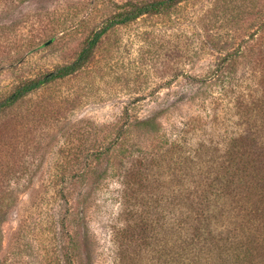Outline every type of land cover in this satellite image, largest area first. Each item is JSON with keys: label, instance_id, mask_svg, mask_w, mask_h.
<instances>
[{"label": "rangeland", "instance_id": "obj_1", "mask_svg": "<svg viewBox=\"0 0 264 264\" xmlns=\"http://www.w3.org/2000/svg\"><path fill=\"white\" fill-rule=\"evenodd\" d=\"M126 1L0 0V100ZM249 242L264 264V0L114 27L0 113V264H206Z\"/></svg>", "mask_w": 264, "mask_h": 264}, {"label": "trees", "instance_id": "obj_2", "mask_svg": "<svg viewBox=\"0 0 264 264\" xmlns=\"http://www.w3.org/2000/svg\"><path fill=\"white\" fill-rule=\"evenodd\" d=\"M183 0H152V1H133L129 0L124 2L119 6V11L115 12L107 21L95 29L92 34L87 38L84 43V46L77 58L69 63L57 67L56 69L44 74L42 77L26 81L20 84L16 89L10 93L7 97L0 100V113L10 107L16 105L21 99L26 97L31 92L40 89L41 87L48 85L59 79L69 77L80 69H82L91 59L94 54V50L102 41L103 37L114 27L125 25L131 23L135 20H138L144 15L159 14L162 11H165L169 8H172L179 4ZM233 59L232 57H225L223 59L222 65L225 66V62ZM242 154H239L240 157ZM235 162V160H234ZM220 249V248H219ZM222 248L217 251V253H207L205 258L206 264H212L211 261L216 255V260L213 261L214 264H253L252 260H255L253 257L254 249L252 242H249V245L241 252L236 253L235 255L226 256L221 253ZM199 257V254H198ZM200 258V257H199ZM202 260V258H200ZM193 264V263H190ZM258 264V263H256Z\"/></svg>", "mask_w": 264, "mask_h": 264}, {"label": "water", "instance_id": "obj_3", "mask_svg": "<svg viewBox=\"0 0 264 264\" xmlns=\"http://www.w3.org/2000/svg\"><path fill=\"white\" fill-rule=\"evenodd\" d=\"M50 42L46 43V44H49Z\"/></svg>", "mask_w": 264, "mask_h": 264}]
</instances>
